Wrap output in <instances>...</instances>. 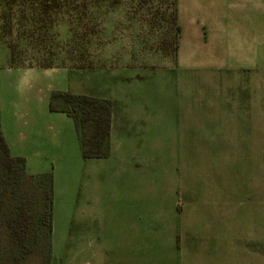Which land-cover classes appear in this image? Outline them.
Listing matches in <instances>:
<instances>
[{"label":"rangeland","instance_id":"374dc122","mask_svg":"<svg viewBox=\"0 0 264 264\" xmlns=\"http://www.w3.org/2000/svg\"><path fill=\"white\" fill-rule=\"evenodd\" d=\"M74 2L90 67H10L0 0V264H264L260 4H226L218 66L180 33L172 53V0Z\"/></svg>","mask_w":264,"mask_h":264},{"label":"trees","instance_id":"16d2710c","mask_svg":"<svg viewBox=\"0 0 264 264\" xmlns=\"http://www.w3.org/2000/svg\"><path fill=\"white\" fill-rule=\"evenodd\" d=\"M6 3L9 11L13 12L12 16L16 14L15 21L11 18L12 16L9 17L7 12L2 14L3 27L9 37L7 48L10 67L51 68L53 66L90 67L92 65L85 56L88 44L91 42L85 18L86 7L83 6L84 9L79 10L74 0H6ZM172 7L170 22L174 26L175 35L170 45L175 55L178 48L177 38L180 33L176 15V0H172ZM63 10L72 12L70 20L76 14V21H80V29L72 30L70 37L58 41L53 28L56 21L55 16ZM58 60L60 62L56 63ZM67 96L71 99L79 98L71 94ZM0 147L5 152L7 151L1 136ZM20 213L24 215V220L19 222L18 228H12L13 233L16 234L28 226L25 222L28 215L22 210Z\"/></svg>","mask_w":264,"mask_h":264},{"label":"crops","instance_id":"0c3cea01","mask_svg":"<svg viewBox=\"0 0 264 264\" xmlns=\"http://www.w3.org/2000/svg\"><path fill=\"white\" fill-rule=\"evenodd\" d=\"M251 1L259 3L264 14V0ZM205 2L209 5L220 4L221 10L211 13L206 10ZM235 2L237 0H176L180 43L182 41L184 48L192 51L196 46L207 47L212 53H218V66H227L228 58L230 59L233 54L236 55L231 47L236 37V27L234 15L226 11V8L230 9L226 4ZM212 56L214 59L212 57L211 60L216 61V56L214 54ZM252 65L256 66L255 63ZM12 69L14 68L6 69V71Z\"/></svg>","mask_w":264,"mask_h":264}]
</instances>
